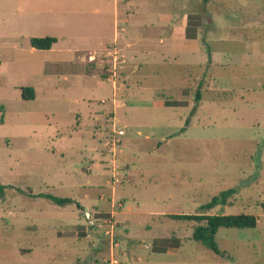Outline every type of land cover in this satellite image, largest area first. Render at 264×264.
<instances>
[{"label":"rangeland","instance_id":"1","mask_svg":"<svg viewBox=\"0 0 264 264\" xmlns=\"http://www.w3.org/2000/svg\"><path fill=\"white\" fill-rule=\"evenodd\" d=\"M204 11L214 16L204 40L229 52V64L210 66L196 99L180 63L159 66L146 94L124 95L118 71L111 87L83 74L72 52L31 50L0 3V264H264V0H209ZM103 55L88 58L86 72L98 59L100 77L113 76ZM166 97L172 106L152 102ZM103 107L94 133L90 113ZM113 127L124 131L115 183L104 147ZM230 187L238 192L226 205L201 209ZM217 213L257 224L220 228L216 254L192 238L197 222L167 216ZM95 218H111L113 236L88 233Z\"/></svg>","mask_w":264,"mask_h":264},{"label":"crops","instance_id":"2","mask_svg":"<svg viewBox=\"0 0 264 264\" xmlns=\"http://www.w3.org/2000/svg\"><path fill=\"white\" fill-rule=\"evenodd\" d=\"M4 1L7 0H0V3L11 6L12 14L18 17L16 21L21 23L19 27L27 32L29 39L56 38L47 50L56 48L57 51L74 53L83 74L97 73L100 79L110 81L112 87V78H116L118 71L124 95L146 94L152 90L153 79L160 76L159 66H169L175 62L185 67L188 73L184 77L186 83L189 88H194L195 95L198 92L201 96L207 90L204 83L209 86L207 71L210 66L229 64V52L212 51L204 40L205 28L214 24V16L206 15L204 11L209 0H202L200 4H193L190 0ZM192 16L194 19L190 18ZM190 22L193 24L190 25ZM222 25L228 26L226 23ZM34 49L31 46V50ZM113 53L117 54V59L124 61L116 65L120 69L114 70V57L107 56V61L112 62L109 70L113 76L100 77L97 72L98 59L86 72L89 55L98 58L99 55ZM164 71L162 77L169 78L168 70ZM134 85L137 86V93L134 92ZM112 91L115 93L116 89L113 87ZM118 92L122 95L121 90ZM136 99L141 100V97ZM166 100L167 97L152 102L159 108L172 106ZM106 110L109 108L103 107L90 113L94 133H101L104 129ZM93 232L88 230V233Z\"/></svg>","mask_w":264,"mask_h":264},{"label":"trees","instance_id":"3","mask_svg":"<svg viewBox=\"0 0 264 264\" xmlns=\"http://www.w3.org/2000/svg\"><path fill=\"white\" fill-rule=\"evenodd\" d=\"M56 41L54 37H32L29 40L30 45L35 49H50L52 44ZM21 96L23 99H33L34 89L32 87H22ZM199 93L195 95L196 99H199ZM2 122V117L0 119ZM2 186H0V190ZM238 191L236 187H230L223 191H220L216 196L201 206L202 210H211L218 205H226L228 199L236 194ZM45 198L51 200L57 205H65L67 203L74 202L68 197H56L49 194L42 195ZM261 211L264 214V203L261 204ZM167 216L173 220L178 221H195L198 224L194 226L192 232V238L195 241H200L206 245L207 248L212 250L216 254H220L216 242L215 235L220 228L224 229H250L254 228L257 224V217L251 214H167Z\"/></svg>","mask_w":264,"mask_h":264},{"label":"built area","instance_id":"4","mask_svg":"<svg viewBox=\"0 0 264 264\" xmlns=\"http://www.w3.org/2000/svg\"><path fill=\"white\" fill-rule=\"evenodd\" d=\"M115 53L113 54H104L103 56L107 57V56H112L114 57V70L120 69L119 67H117V64H123V60L121 59H117L116 58ZM88 58H93V56H88ZM110 136L107 138V142H105V148H106V152H109L108 154V158L106 162L110 163V165L112 166V176H111V180L115 183L118 182L119 180V175L117 173V167H115V153L116 151L119 149V139L120 137L124 134V131L122 129H115V127H113L111 129L110 132ZM119 151V150H118ZM117 151V152H118ZM110 156V157H109ZM113 214H111L112 217ZM99 220V222H98ZM89 231H96V230H100L103 234L108 235L111 234V236H113L114 233V224L111 221V218H100V219H96L95 218V224L93 225H89ZM113 244V241H111ZM114 245H118V243H114ZM114 263H116V261H114Z\"/></svg>","mask_w":264,"mask_h":264}]
</instances>
